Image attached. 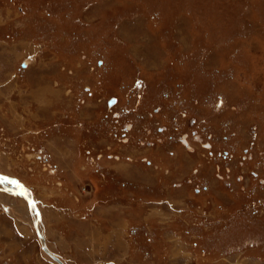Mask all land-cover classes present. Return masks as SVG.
<instances>
[{
    "label": "rangeland",
    "instance_id": "374dc122",
    "mask_svg": "<svg viewBox=\"0 0 264 264\" xmlns=\"http://www.w3.org/2000/svg\"><path fill=\"white\" fill-rule=\"evenodd\" d=\"M0 174V264H264V0H0Z\"/></svg>",
    "mask_w": 264,
    "mask_h": 264
},
{
    "label": "bare ground",
    "instance_id": "6f19581e",
    "mask_svg": "<svg viewBox=\"0 0 264 264\" xmlns=\"http://www.w3.org/2000/svg\"><path fill=\"white\" fill-rule=\"evenodd\" d=\"M15 179V178H14ZM2 180V179H1ZM18 183H19V181L18 180H16ZM21 183V182H20ZM18 184L17 186H15V188H16V190H18V192L19 191H24L25 192V194H26V196H25V199L27 200V202L29 201V196H30V194H32V192H31V189H29V188H26L25 187V185H23L22 183L21 184ZM31 197V196H30ZM31 200H33V202L35 203V209L38 211L37 213H38V217H39V221L41 220V214H40V210H39V207L37 206V204H36V202L34 201V199L33 198H30ZM30 206V205H29ZM30 210H31V212H35L34 211V208H32L31 206H30ZM34 217H35V222L36 221H38V219H37V216H36V213H35V215H34ZM39 221L36 223V224H38L39 223ZM36 227V229H37V232H38V235L39 236H41V241H42V243H43V246L45 247L44 249V252L47 254V256H49V258H51L53 261H55L56 262V260H54V258H52V256H55V257H57L58 258V256L57 255H55L53 252H51V250L48 248V245H47V241H46V238H45V236L44 235H42L39 231V226H35ZM59 259V258H58ZM60 260V259H59ZM61 261V260H60ZM62 262V261H61ZM57 263V262H56ZM62 264H64L63 262H62Z\"/></svg>",
    "mask_w": 264,
    "mask_h": 264
},
{
    "label": "water",
    "instance_id": "95a60500",
    "mask_svg": "<svg viewBox=\"0 0 264 264\" xmlns=\"http://www.w3.org/2000/svg\"><path fill=\"white\" fill-rule=\"evenodd\" d=\"M112 103H114V100H111V102L109 103V105H111ZM0 179H3V180H5V181H7V182H9L10 184H12L13 186H17L19 183L16 181V179H14V178H6L5 176H3V175H1L0 174ZM18 194L20 195V196H22V197H24L25 198V196H26V194H25V192L24 191H19L18 192ZM29 199V201H28V204L32 207V208H34V211H35V213H36V216H37V219H38V221H39V217H38V211L35 209V203L33 202V200H31L30 198H28ZM38 221H33V222H35V224L38 222ZM35 227V226H34ZM35 229H36V227H35ZM36 233H37V229H36ZM38 236V238L39 239H42L41 238V236H39V235H37ZM45 247L44 246H41V249L44 251L45 249H44ZM52 258H54V260H56V262L58 263V264H62V262L57 258V257H55V256H52Z\"/></svg>",
    "mask_w": 264,
    "mask_h": 264
},
{
    "label": "crops",
    "instance_id": "0c3cea01",
    "mask_svg": "<svg viewBox=\"0 0 264 264\" xmlns=\"http://www.w3.org/2000/svg\"><path fill=\"white\" fill-rule=\"evenodd\" d=\"M43 203V205H44V207H45V203L44 202H42ZM21 229H23V228H21ZM120 240V237H119V239H118V241ZM119 244V243H118ZM97 251V250H96ZM92 253H94V252H92ZM57 256H58V254L57 253H55Z\"/></svg>",
    "mask_w": 264,
    "mask_h": 264
},
{
    "label": "flooded vegetation",
    "instance_id": "af4514ba",
    "mask_svg": "<svg viewBox=\"0 0 264 264\" xmlns=\"http://www.w3.org/2000/svg\"><path fill=\"white\" fill-rule=\"evenodd\" d=\"M11 178H13V177H11ZM15 178V177H14ZM17 180V179H16ZM20 182V181H19ZM15 187V186H14ZM27 201V200H26ZM28 203V202H27ZM37 206H38V204H37Z\"/></svg>",
    "mask_w": 264,
    "mask_h": 264
}]
</instances>
